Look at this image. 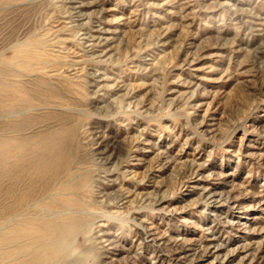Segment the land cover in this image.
Segmentation results:
<instances>
[{"label":"rangeland","instance_id":"rangeland-1","mask_svg":"<svg viewBox=\"0 0 264 264\" xmlns=\"http://www.w3.org/2000/svg\"><path fill=\"white\" fill-rule=\"evenodd\" d=\"M0 117V209L95 210L70 264H264V0H0Z\"/></svg>","mask_w":264,"mask_h":264},{"label":"bare ground","instance_id":"bare-ground-1","mask_svg":"<svg viewBox=\"0 0 264 264\" xmlns=\"http://www.w3.org/2000/svg\"><path fill=\"white\" fill-rule=\"evenodd\" d=\"M60 43L63 42L60 41ZM28 58L31 60L30 57ZM74 132H72V135H74ZM3 160L4 158L1 159L0 165L1 182L6 181ZM45 163L50 168H53L55 164L53 160ZM83 164L82 159L77 158L74 160L72 174H69L65 180L59 182L62 186L71 189V192L73 191L72 193L75 195L80 194L82 187L87 186V184L92 187L93 184V180L90 179L88 171L83 167ZM58 172L59 170L54 169L49 179L59 180V177H61L59 175L66 174L64 170L60 173ZM80 179H83L82 181L84 182H80ZM7 191L2 196V199L9 200L10 203L0 209V264H70L73 251L70 249L68 241L78 234H83L84 236L91 234L95 214L93 206L82 203L73 204L70 207L64 205L59 209L46 208V212H44L45 214L42 217L44 221L38 223L35 217L31 218L29 216V211L32 210L33 205L37 201L33 202L29 193H22L19 190V194L15 195L16 189H14L11 190L12 194L14 193L13 196H10ZM89 195H92L91 191Z\"/></svg>","mask_w":264,"mask_h":264}]
</instances>
